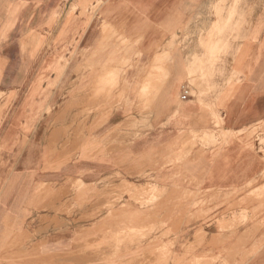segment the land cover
Instances as JSON below:
<instances>
[{"label":"crops","instance_id":"1","mask_svg":"<svg viewBox=\"0 0 264 264\" xmlns=\"http://www.w3.org/2000/svg\"><path fill=\"white\" fill-rule=\"evenodd\" d=\"M101 1L96 16L81 15L84 1L78 0L72 16L42 27L49 18L38 11L63 3L43 0L28 31L18 28L27 37L8 38L0 48V92L13 101L0 112V264H188L182 258L191 252L216 258L224 250L231 252L230 264H264L263 226L244 224L226 245L190 251L200 231L208 242L221 238L213 223L184 217L206 208L188 209L195 201L233 193L242 199L264 186V152L256 138L263 133L249 138L252 126L264 121V68L245 69L241 82L221 89L217 101L214 91L208 93L202 99L209 108L192 93L182 99L188 57L202 55L199 48L168 47L175 34L183 35L166 30L182 0ZM104 28L142 42L136 50H120ZM260 30L255 25L252 34ZM166 56L171 61L162 63ZM216 103L224 121L218 131ZM198 131L236 137L189 143ZM150 182L164 190L160 211L134 202V188ZM74 183L84 191H70ZM169 218L173 222L159 231L173 230L169 238L141 245L126 239V232Z\"/></svg>","mask_w":264,"mask_h":264},{"label":"rangeland","instance_id":"2","mask_svg":"<svg viewBox=\"0 0 264 264\" xmlns=\"http://www.w3.org/2000/svg\"><path fill=\"white\" fill-rule=\"evenodd\" d=\"M83 1V6L80 9L81 15L96 16L104 4L101 0H96L95 3L91 0ZM220 1L221 0H182L181 10L179 11V9H177L176 20H172V23L166 24V30L172 32L180 31L183 34L181 39H178V36L175 34L173 39L169 41L168 47L170 50L183 47L187 50L193 48L196 50V48H199V51H202V55H196V53H194L188 57L190 68L182 79V87L184 90V86L189 85L190 93H192L201 104L203 103L206 108L210 106L206 102H203L202 98L208 93L214 91L217 101L221 89L225 86L232 87L241 82L245 69L251 70L255 64L262 65L264 68V0ZM42 2L43 0H0V48L8 38H22L24 40L27 37L28 34L25 32L26 30L20 32L18 28L21 25L22 27L26 26V23H28L35 15L36 11L39 10ZM69 6L71 7L70 10H68ZM78 8V0H63L61 7L60 5L59 8L55 6L49 10V13L45 12L43 17L45 19L47 14L46 18L48 17L49 20H46L42 27L48 25L53 19L54 22H56L64 14H66L67 17L72 16ZM59 12L61 14H59ZM258 16L263 17V19ZM172 17L174 18V14ZM54 22L49 25V28H51ZM255 25H260L261 30L254 36L252 34V29ZM103 32L108 42L111 41L112 43V38H114L115 46L119 47L120 50L127 51L128 46L131 48L134 47L136 50L142 42L141 37L131 41L125 38V34H118L116 30L114 31L111 28H104ZM196 38H198V40ZM215 42L219 43L216 45ZM12 43L13 42H8L5 47L8 53H13L14 45ZM107 46H109V44H107ZM255 49H258V54L256 55H254ZM260 53L262 54L260 55ZM171 59V56H166L162 63L171 61ZM125 63H129V61ZM4 66L3 60L0 59V72H2ZM157 70L161 72L162 68L159 67ZM149 92V86L144 88L143 94ZM12 103V98L8 94L0 92V112L5 111L10 105L13 107ZM214 106V127L218 131L224 127V121L222 113L218 110V103ZM257 131L263 133V135H258L256 138H258L264 152V121L258 125L252 126V131L249 135L251 141L256 136H254V133ZM234 137L236 136L233 134L208 136L205 134L202 135V132L198 131L192 132L189 143H203L206 145L225 143ZM10 141L12 143L14 142V140ZM7 143L8 139L3 138L2 148L7 147ZM186 154L187 153H184V156ZM179 160H181V158ZM263 189L264 186L253 190L246 198L242 199H233L234 196H237V193L226 196L216 194L214 198L210 200L191 203L188 209L192 207L205 208L204 206H206V208L194 212H190L189 210L187 216L184 217L188 219L189 223L191 221H198L205 224L213 223L218 228L220 233L218 236L221 239H214L208 242L206 233L200 231L197 233V240L190 251L206 245L207 243L216 244V246L220 244L226 245V242H230L237 234L236 230L244 224L257 223L264 227ZM69 190L75 193L82 192L84 191V185L82 183H74ZM131 190L133 189L127 187L125 191L128 192ZM134 191V202L136 205L151 211H160L164 190L159 189L157 185L150 182L144 187H135ZM116 202H119V199L109 200L107 206L111 207ZM183 205H185V201ZM238 208H242L240 214L235 211ZM172 222L173 218H169L166 221L163 220L161 223L152 222L124 234L126 239L134 241L136 245H141L148 240L158 242L174 234V231L170 228L167 229V231L159 233L161 229L170 225ZM131 235L133 236L131 237ZM176 239H178V235ZM160 250L163 252V260L168 261L171 259L168 246ZM221 253L223 254L216 258H207L205 255L201 256V258H196L191 252L185 255L182 260L187 261L188 264H218V262L221 261L224 262L223 264H230L227 259L231 256V252H226V250H224ZM222 256H226V259L222 258Z\"/></svg>","mask_w":264,"mask_h":264},{"label":"bare ground","instance_id":"3","mask_svg":"<svg viewBox=\"0 0 264 264\" xmlns=\"http://www.w3.org/2000/svg\"><path fill=\"white\" fill-rule=\"evenodd\" d=\"M221 1H222V0H221ZM221 1H220V2H221ZM215 5H216V3H215ZM55 6H56L57 8H59V5H58L57 3H56ZM42 10H43V9H42ZM218 10H219V9H218ZM45 12H46V11L40 13V10H39L38 13H37V15H39V16L41 15V17H43V15L45 14ZM60 12H61V11H60ZM60 12H59V14H61ZM48 13H49V12H48ZM46 16H47V14H46ZM46 16H45V19H46ZM41 17H40V18H41ZM38 20H39V19H38ZM44 21H45V20H44ZM42 22H43V21H42ZM40 23H41V22H40ZM29 25H31V24L29 23ZM30 27H31V26H30ZM24 30L28 31V30L26 29V27H24ZM32 31L35 32L34 29H33ZM29 32H31V28H29ZM12 44L14 45V43H12ZM216 44H217V43H216ZM210 46H211V45H210ZM220 49H221V48H220ZM217 52H218V51H217ZM216 54H218V53H216ZM0 59L3 60V64L5 65V58H4L3 56L0 55ZM197 61H198V60H197ZM58 62H61V61H58ZM204 64H205V63H204ZM198 69H199V68H198ZM203 70H204V69H203ZM207 71H208V70H207ZM204 73H205V72H204ZM232 79H233V78H232ZM234 81H235V80H234ZM145 86H146V85H145ZM30 89H31V88H30ZM29 91H30V90H29ZM144 92H145V91H144ZM28 93H29V92H28ZM55 97H56V96H55ZM28 104H29V103H28ZM44 108H45V107H44ZM15 117H16V116H15ZM10 119H11V118H10ZM194 136H195V135H194ZM28 158H29V157H28ZM24 161H25V160H24ZM22 164H23V163H22ZM15 165H16V164H15ZM14 167H15V166H14ZM263 190H264V189H263ZM257 195H258V194H257ZM164 247H165V246H164ZM257 249H258V248H257ZM257 249H256V250H257ZM258 250H259V249H258ZM255 253H256V252H255Z\"/></svg>","mask_w":264,"mask_h":264},{"label":"built area","instance_id":"4","mask_svg":"<svg viewBox=\"0 0 264 264\" xmlns=\"http://www.w3.org/2000/svg\"><path fill=\"white\" fill-rule=\"evenodd\" d=\"M189 93H190V87H189V85L184 86V90H183V94H182V99H185Z\"/></svg>","mask_w":264,"mask_h":264}]
</instances>
